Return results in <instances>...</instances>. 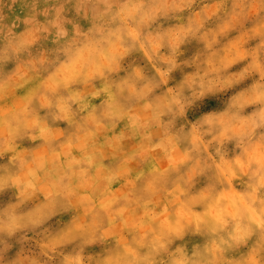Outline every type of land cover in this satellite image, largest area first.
Instances as JSON below:
<instances>
[{"label": "clouds", "instance_id": "obj_1", "mask_svg": "<svg viewBox=\"0 0 264 264\" xmlns=\"http://www.w3.org/2000/svg\"><path fill=\"white\" fill-rule=\"evenodd\" d=\"M0 264H264V0H0Z\"/></svg>", "mask_w": 264, "mask_h": 264}]
</instances>
